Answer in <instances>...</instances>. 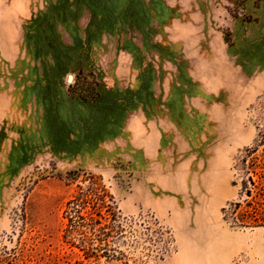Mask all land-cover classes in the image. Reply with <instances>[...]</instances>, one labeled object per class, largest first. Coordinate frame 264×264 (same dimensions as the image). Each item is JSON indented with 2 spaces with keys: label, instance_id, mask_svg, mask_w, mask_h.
I'll list each match as a JSON object with an SVG mask.
<instances>
[{
  "label": "rangeland",
  "instance_id": "obj_1",
  "mask_svg": "<svg viewBox=\"0 0 264 264\" xmlns=\"http://www.w3.org/2000/svg\"><path fill=\"white\" fill-rule=\"evenodd\" d=\"M262 138L264 0H0V264H263L223 213ZM89 185L115 259L65 235Z\"/></svg>",
  "mask_w": 264,
  "mask_h": 264
},
{
  "label": "trees",
  "instance_id": "obj_2",
  "mask_svg": "<svg viewBox=\"0 0 264 264\" xmlns=\"http://www.w3.org/2000/svg\"><path fill=\"white\" fill-rule=\"evenodd\" d=\"M263 139L245 147L237 157L240 181H233V185L238 186L237 199L223 208L224 218L233 226L264 227ZM92 178L89 176L90 180ZM79 189L67 202L65 235L79 234L81 238L78 244L75 237H71L68 242L78 247L88 258H117L120 252L112 247L123 232V225L115 211L113 197L104 188L101 194L98 193L92 185L86 189L79 186Z\"/></svg>",
  "mask_w": 264,
  "mask_h": 264
},
{
  "label": "bare ground",
  "instance_id": "obj_3",
  "mask_svg": "<svg viewBox=\"0 0 264 264\" xmlns=\"http://www.w3.org/2000/svg\"><path fill=\"white\" fill-rule=\"evenodd\" d=\"M226 242H227L228 246H232V247H234V246H236L238 244V242H235V241H232V240H229V239L226 240ZM255 244H256L257 251L260 252V259H261L260 261L264 264V245L260 241H256Z\"/></svg>",
  "mask_w": 264,
  "mask_h": 264
},
{
  "label": "crops",
  "instance_id": "obj_4",
  "mask_svg": "<svg viewBox=\"0 0 264 264\" xmlns=\"http://www.w3.org/2000/svg\"><path fill=\"white\" fill-rule=\"evenodd\" d=\"M159 174V173H158ZM157 189L159 190V187H161V182H160V179H158V181H157Z\"/></svg>",
  "mask_w": 264,
  "mask_h": 264
}]
</instances>
